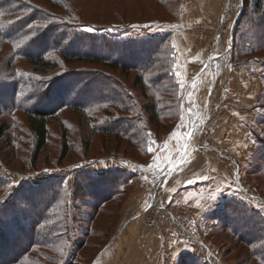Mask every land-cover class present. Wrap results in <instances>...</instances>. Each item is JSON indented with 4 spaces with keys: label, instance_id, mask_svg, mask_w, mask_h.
Segmentation results:
<instances>
[{
    "label": "rangeland",
    "instance_id": "1",
    "mask_svg": "<svg viewBox=\"0 0 264 264\" xmlns=\"http://www.w3.org/2000/svg\"><path fill=\"white\" fill-rule=\"evenodd\" d=\"M30 1L70 22H75L77 16L83 24L95 23V27L103 28L97 31L94 26L79 27L73 23L79 28H67L68 32L82 29L90 38L107 40L117 46H149L152 52L142 54L133 63L142 66L155 61V64L151 63L144 79L146 84L140 87L134 85L137 76L134 70L123 72L102 63L75 59L66 63L57 50L52 49L56 45L53 40L66 31L56 27L55 32L47 36L44 47L52 49L48 56L58 61L57 67L46 74L35 72L25 59L24 51L19 49L22 46L31 52L37 49L24 45L33 37V29L26 27L27 10L7 14L0 9V123L5 120L10 128L8 135L0 140V220L11 223L19 214L31 209L28 221L36 224L29 225L25 232L16 233L11 239L17 240L16 246L13 248L11 243L5 246L4 259L17 255L20 248L41 243L44 246L30 247L27 261L150 264L148 258L153 257L152 263L159 264L163 260L156 250L159 241L156 239L148 257L145 236L158 232L168 234L174 229L180 238L191 242L189 251L181 254L190 257V264H264V119L259 120L264 117V47L259 42L258 47L255 46L261 30L259 18L264 17V12L253 14L256 0H65L71 14L52 7L48 0ZM13 2L21 6L20 1ZM244 4L246 14L240 20L238 36H247V43L242 49L241 38L234 44L233 27ZM2 24L12 37L25 34L18 41H6L1 35ZM88 27L93 31H86ZM261 41L264 43V38ZM89 43L92 42L86 41ZM252 43L254 53L249 51ZM86 47L103 52L90 44ZM103 53L109 60L117 56L107 50ZM235 73L240 74L237 85H231L232 92L236 93L235 102L241 104L243 94L239 89L249 84V88L256 90L257 112L250 127L255 148L244 165L238 168L227 161V157L222 158L230 163L227 172L234 180L232 186L221 189V196L229 197L200 224L183 212L170 211L164 203L162 207L167 212L152 205L151 201H160V193H154L153 187L161 182L162 172L182 163L181 156L186 159L185 147L195 154L201 147L202 152L213 150L224 156L207 124L214 117L210 111L214 108L218 111V105L233 98L231 91L226 92L231 88L229 79ZM62 76L63 81L55 82ZM83 82L90 91L83 90ZM220 93H224V97ZM164 97L168 102L160 105L163 108L160 115L164 117L160 125L148 123V113L142 106ZM84 99V109L66 107V104L60 108L64 101L81 104ZM208 100L212 105L208 106ZM38 107L57 111L50 119L47 145L37 155L28 111ZM122 118L132 121L131 134L141 135L134 140L139 145L129 144L113 131L103 130L109 121L114 125ZM190 132L193 135L187 142ZM155 134L163 138L162 141ZM149 147L154 151L150 152ZM65 151L68 152L64 156ZM151 168L158 169L160 175L149 177L145 169ZM118 170L122 174L111 177V174L117 175ZM108 172L107 190L91 195L87 183ZM120 176L126 180L132 178L128 183H120ZM41 184L42 192L36 193ZM120 191L122 193L115 198L110 197ZM32 195L38 198L33 206L27 203ZM104 198L108 202L101 206L98 215L94 214L93 208ZM53 212L56 214L51 221L43 219L42 216L50 217ZM37 217H42L38 219L40 222ZM25 220L20 222H28ZM151 220L157 222L159 230H147V222ZM135 228L143 231L140 229L141 233L133 239L127 238L126 229L134 232ZM9 233H13L12 227ZM61 233L65 237H59ZM53 239L58 242L55 244ZM172 255L169 252L164 258L165 264L172 263Z\"/></svg>",
    "mask_w": 264,
    "mask_h": 264
},
{
    "label": "trees",
    "instance_id": "2",
    "mask_svg": "<svg viewBox=\"0 0 264 264\" xmlns=\"http://www.w3.org/2000/svg\"><path fill=\"white\" fill-rule=\"evenodd\" d=\"M16 1H20L21 6L18 5L17 3H14L13 0H7V1L6 0H4V1L0 0V7H1L0 9L6 11L7 14H9L10 11L19 12L22 9L27 10L28 16L26 18V24H27L26 27H28L29 25H34L35 28L33 29V31H35L37 35L28 38V42L26 40V42H24V45L25 46H32V47H35L37 49L35 50L36 52H31L30 50H27V48H24V46H22L19 49H20V51H22V50L24 51L23 54H24L25 59L28 61L29 64H31V66L35 72H40V73L46 74V73H49V71H51L57 67L58 61H56L55 59H52L48 56L49 52L54 48L55 50H57V53L60 54L61 58L66 63H70L75 59L78 61H88V62L95 63V64H101L102 63L103 65H106L112 69H121L123 72H127L129 70L137 71V76L135 78L134 85L140 86V87L145 86L146 83H145L144 79H145L146 72L149 70V68L152 64L153 65L155 64L154 63L155 61L151 62L152 64L151 63L148 64V62H147L146 64H143L142 66L139 65L141 63L134 64L133 62H135L142 54H149L150 52H152V49L149 48V46H147V45L140 46V44H120L119 46H117V44H113L107 40H104V41L98 40V38H95V37L90 38L87 33H84L82 31V29H78L75 31L70 30V32H68L67 28H73V29L76 28V26L74 24L78 25L79 27H81V26H92L93 27L94 25H97V24H95V23L83 24V23H81V21L78 19L77 16L75 17V20H76V21L74 20L75 22H70L68 19L64 18V16L62 17V16H59V15L53 13L52 11H49L46 9L44 10L42 8L34 6L32 1H30V0L29 1L28 0L27 1L16 0ZM48 1L50 2L49 4L52 7L64 9V10H66L65 12H67V14H71V11L69 10L70 9L69 4L67 1H65V0H57V1L48 0ZM12 4H13V6H12ZM245 9H246V6L244 4L242 10L240 11V13L238 15V18L235 22V25L233 27L234 44H235L236 40H240V38H241L240 42H241V48L242 49H244V46L247 43V36H238V33L241 29L240 27L242 26V24H240V22H241L240 20L245 18V14H246ZM261 12L262 13L264 12V1L263 0H256L255 9H254L253 14L254 15L258 14V13L260 14ZM67 18H68V16H67ZM259 19H260V21L258 22V24H259L258 27L261 30H260V33L258 35V41L255 42V46L258 47L256 43L259 42L260 46L264 47V43L261 44V42H262L261 40L264 38V26H263L264 25V17L261 16ZM252 20L253 19H250L249 21H252ZM43 24H46V25L49 24V25L44 26ZM50 24H52V26ZM56 27H63V29L65 28L66 31H64L62 35H59L55 40H53L57 46L54 45V47H52V49L49 47H44V44L47 42V36H49V34H51L52 32L54 33L56 30ZM79 27H77V28H79ZM95 28L97 29V31L103 30V28H97V27H95ZM28 29H30V28L28 27ZM249 29H247V30H249ZM1 30H2L1 35L3 36V38H6V41L8 40L11 42L12 41H18V39L23 37L25 34L23 32L21 34L19 33L20 36L18 35L17 37H12L11 36L12 33H7L8 29H6V25H4V24H2ZM244 30L246 31V27L244 28ZM67 39L69 41L66 43ZM88 40L92 42V43H89L92 47H96L97 49H100L101 51L103 50V52L105 50H107V52H112V53H114V55H117V56H115L114 59L109 60L107 58L108 56H105L103 52L97 53L96 51H92L91 49H89V47H86L87 45L89 46V44H86V41H88ZM253 43L249 49V51L251 53H254ZM79 44H83V45L79 46ZM75 45H77V46L75 47ZM78 46L81 49H78ZM233 47H235V46H233ZM149 49H151V51ZM16 50H18V48H16ZM153 52H154V50H153ZM153 56L155 57L156 54L154 53ZM127 60H131V62H128ZM142 67H143V71H140ZM60 80L63 81L64 77L62 79L55 80V82H58ZM92 81H94V79ZM99 85L103 86V83L99 82ZM89 89L90 88L87 87V84L84 83L83 84V90H87V92H88V91H90ZM43 98H45V97H43ZM167 102H168V98L164 97L162 99L157 100V102H155V101L149 102L145 106H142L143 111L148 113V118H149L148 123L153 124L155 126L160 125V121H161L160 119L164 118V117H162L163 115H160L162 110H163V108H161L162 106H160V105L165 104V103L167 104ZM65 104H66V107H71V108H75L77 110H81V108L82 109L85 108V99L82 100L81 104H76L73 102L64 101V104H62L60 108L64 107ZM56 111L57 110H51L50 108H45V107L31 108L28 111L29 126H30V129L32 130V132L34 134L35 143H36L35 154H37V155L40 154V152L47 145V141L49 138L48 126H49L51 117L55 114ZM260 119H264V117L259 118V120ZM105 122H107V121H105ZM131 122L132 121L130 119L122 118V119H119V122H116V123H114V125H112L113 122L109 121L110 124L103 126V130H105L106 132L113 131L114 133L118 134L120 137H123L126 140H128L129 144L133 143V145L136 146V145H139V143H134V140L140 139L139 136H141V135H139V133L131 134L133 132V130H131V128H132V125L130 124ZM9 129L10 128L7 125L5 120L0 123V140H2L4 137H6L8 135L7 133L9 131ZM110 129H112V130H110ZM169 132L170 131H168L167 134H169ZM152 135L153 134H151V136ZM155 137L160 141H162V139H163V138L157 136L156 134H155ZM137 142H139V141H137ZM65 144L67 145V142H65ZM66 152H68V151L64 152V156L66 155L65 154ZM116 173H118V174L117 175L111 174L112 175L111 177H114V178L117 177L118 175L122 174V171L118 170V171H116ZM108 176H110V172H108L107 174L102 173L101 177L91 178L92 182L87 183V186H88L87 191L91 195L94 192H97V193L101 192V194H103L107 190L106 185H107L108 180L106 179V177H108ZM121 178L122 177L120 176V178H119L120 181L118 180L120 183H128L132 177H130L128 180H126V178L125 179H121ZM115 183H117V182L115 181L114 184ZM37 187L38 188L35 191H36V193L39 192V194H40V192H42V190L40 191L42 184L40 186H37ZM80 192H82L83 194L85 193V192H83V190H80ZM122 192H123V190H122ZM122 192L121 191L117 192V193L114 192L112 195L110 194V197L115 198V196L117 194L122 193ZM44 193H46V192H44ZM29 195H31V194H29ZM76 196H78V194H76L75 197ZM37 199L38 198H34V195H32L31 198H29V200H27L28 201L27 203H29L33 206L34 203H38ZM101 202H103V203L101 204ZM101 202L98 204V206H96L95 209L93 208L94 214L95 213L97 214V212L99 214L100 210L102 208L101 206L102 205L104 206V204H106V202H108V200L107 199L105 200V198H104V201L101 200ZM13 207L16 208V206H13ZM30 214H32L31 209H28V210H25V212H22L21 214H19L20 217H16L13 221H11V223L5 222V220H2V221L0 220V264H43V262L38 263L37 260L27 261V258H26L27 255L29 254V252L31 251L30 247H34L37 244L42 245L41 243H36V244L33 243V244H30L26 247L20 248V251L17 255L15 254V255H13V257H9L8 259H4L7 256L6 255L7 253L4 252L5 246H7L9 243H11V246L13 248L16 246L15 243L17 242V240H15V241L11 240L14 237H16V233L21 232V231L25 232L29 225L32 227L36 226V224L33 225V222L28 221V219H30L29 218ZM54 214H56V212H53L50 217H47L48 216L47 214H46L47 216L44 215L42 217L44 220L49 218V220L51 221V217ZM95 216L96 215L92 216V218H91L93 220V221L91 220L92 225L94 224ZM42 217H40V219ZM6 219H7V217H6ZM21 219L22 220L26 219L28 222L22 223V222H20ZM36 219L38 220L39 217H37ZM10 227L13 228V233H9ZM86 230H88V229L86 228ZM62 235L65 237V234H62V233L59 234V237H61ZM50 240H51V238H50ZM50 240L48 239L49 242H50ZM53 240H54L53 242H55V244L58 242V240H56V239H53ZM42 246H44V245H42ZM71 246L73 247V243ZM55 248L56 247H54V249ZM190 260L191 259H190V257H188V255H186V254L183 256L181 255L179 264H190Z\"/></svg>",
    "mask_w": 264,
    "mask_h": 264
},
{
    "label": "crops",
    "instance_id": "3",
    "mask_svg": "<svg viewBox=\"0 0 264 264\" xmlns=\"http://www.w3.org/2000/svg\"><path fill=\"white\" fill-rule=\"evenodd\" d=\"M239 75L237 73L233 74L228 82V87L230 85L231 88L228 89L226 93L230 94L231 91L232 95L234 94L233 98H231L226 104L221 103L223 104V107L220 106L221 104L218 105L220 107L218 111H214L215 108L212 109L210 112L214 117L207 124V128L213 130L215 143L220 148V151L224 152V156H220L213 150H203L202 152L200 151L202 149L201 147H198L199 152L195 154L194 152L192 153L191 150L188 151L187 149L186 151L185 147L183 155L185 153L186 156L188 155L185 157V160H188L187 165H184L185 163L183 162L178 163L176 166L172 165L173 170L163 178L161 182L158 184L156 183V187H153L152 189L154 193L157 191L160 193V201L156 200L157 203L155 201L153 202L155 206L159 207L161 210L167 212L165 207H168L170 211L177 210L183 212L185 214L184 216H189L190 218L193 217V219H197L200 224L202 223L201 220L206 219L207 215L209 217V215L214 212L213 210L216 206L221 204V201L226 197H229L227 195L221 196L222 193L220 191L219 193H216V199L213 200L211 199V194L217 186H220L221 189H223V187L226 188L232 186L234 180L232 181L231 176H229L227 172V165L229 166V162L231 161L236 167H242L246 162L247 157L253 153L255 148V146L253 147L254 137L250 136V127L251 123L256 120L257 111L255 110V103L257 94L255 93L256 90L253 91L249 88V84L245 85L243 83L245 86H242L241 90L239 89L243 94L241 104L238 105L235 102L236 100L234 98L236 93L235 90L232 92L233 87L231 85H237ZM236 90H238V88ZM244 91L248 93L244 94ZM220 94L221 97H224V93ZM209 103L212 105L211 101L208 100V106H210ZM176 143L177 140H175V144ZM225 157H227L226 159L229 161L228 164L224 159L222 160V158ZM145 171H147L149 177L152 175H160L157 172L158 169L154 170L151 168L145 169ZM163 173L164 172H162V174ZM189 181H191V183H189ZM140 193L141 195L144 194L143 191ZM144 203L145 202H143V204ZM163 203L165 207H162ZM169 210L167 214L171 213ZM170 217L174 218L173 216ZM194 222L195 220L193 223ZM140 229L135 228L134 232L126 229V237L133 239L137 233H141L142 229ZM156 239L159 241L156 250L160 252L159 256L163 259L161 262L162 264H165L164 258L168 257L169 252L174 253L178 251L181 255L182 253L189 251L191 248L189 247V244L191 243L189 242V239L180 238L179 234L176 233V230L174 229L168 234H166V232H158L154 236H145L146 251L147 249L149 251L147 254L148 257H151L150 253H152V248L155 246L154 243ZM152 259L153 257L148 258L150 264L157 263H152ZM171 262L172 263L170 264H176L174 259H172Z\"/></svg>",
    "mask_w": 264,
    "mask_h": 264
},
{
    "label": "snow or ice",
    "instance_id": "4",
    "mask_svg": "<svg viewBox=\"0 0 264 264\" xmlns=\"http://www.w3.org/2000/svg\"><path fill=\"white\" fill-rule=\"evenodd\" d=\"M30 29H34L35 28V26L34 25H29L28 26ZM86 31H89V32H91V31H93V29L91 28V27H88V28H86L85 29ZM35 31H33L32 32V35L33 36H35ZM230 50V49H229ZM177 75H179V73H177ZM181 86H183V85H181ZM149 135H151V134H149ZM188 135V138L189 139H191V137H192V133H188L187 134ZM152 143L153 144H155V141H152ZM150 152H152V151H154V149L152 148V147H149V149H148ZM185 155H186V153H185ZM180 159H181V161H183L184 163H187L188 161H186L185 159H184V156H181L180 157ZM189 183H191V181H189ZM221 191V188H220V186H217L214 190H213V192H212V194H211V199H213V200H215L216 199V193H219ZM0 203H2V201H0ZM172 259H174V261L176 262V264H179V260H180V253L177 251V252H174L173 253V256H172Z\"/></svg>",
    "mask_w": 264,
    "mask_h": 264
},
{
    "label": "built area",
    "instance_id": "5",
    "mask_svg": "<svg viewBox=\"0 0 264 264\" xmlns=\"http://www.w3.org/2000/svg\"><path fill=\"white\" fill-rule=\"evenodd\" d=\"M148 227V228H147ZM147 230H159V226L155 220H151L147 222Z\"/></svg>",
    "mask_w": 264,
    "mask_h": 264
},
{
    "label": "water",
    "instance_id": "6",
    "mask_svg": "<svg viewBox=\"0 0 264 264\" xmlns=\"http://www.w3.org/2000/svg\"><path fill=\"white\" fill-rule=\"evenodd\" d=\"M239 15V14H238ZM237 18H238V16L236 17V20H237ZM235 20V21H236ZM192 132V131H191ZM190 132V133H191ZM189 141V138H187V142ZM173 170V167L172 166H170L162 175H161V178L163 179V178H165L171 171ZM152 202V205L154 204V202L153 201H151Z\"/></svg>",
    "mask_w": 264,
    "mask_h": 264
}]
</instances>
